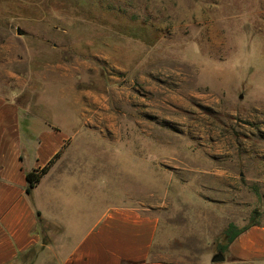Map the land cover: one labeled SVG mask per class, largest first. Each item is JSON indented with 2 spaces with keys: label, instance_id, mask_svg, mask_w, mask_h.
Returning a JSON list of instances; mask_svg holds the SVG:
<instances>
[{
  "label": "rangeland",
  "instance_id": "obj_1",
  "mask_svg": "<svg viewBox=\"0 0 264 264\" xmlns=\"http://www.w3.org/2000/svg\"><path fill=\"white\" fill-rule=\"evenodd\" d=\"M0 92L26 138L88 124L93 153L122 143L140 194L217 200L192 261L228 264L212 260L230 224L264 223V0H0Z\"/></svg>",
  "mask_w": 264,
  "mask_h": 264
},
{
  "label": "crops",
  "instance_id": "obj_2",
  "mask_svg": "<svg viewBox=\"0 0 264 264\" xmlns=\"http://www.w3.org/2000/svg\"><path fill=\"white\" fill-rule=\"evenodd\" d=\"M16 99L0 92V264H203L189 256L202 229L217 228V200L180 191L190 207L171 210L153 188L140 194L137 171L117 157L122 143L108 145L112 158L93 153L88 124L68 132L45 122L39 140L26 138L31 116ZM48 165L29 194L28 173ZM244 227L225 261L264 264V223Z\"/></svg>",
  "mask_w": 264,
  "mask_h": 264
},
{
  "label": "trees",
  "instance_id": "obj_3",
  "mask_svg": "<svg viewBox=\"0 0 264 264\" xmlns=\"http://www.w3.org/2000/svg\"><path fill=\"white\" fill-rule=\"evenodd\" d=\"M59 155L60 154H58V156ZM52 163H51V165H52ZM51 165H48V166L44 167L43 169H35V170L30 171L28 173L29 186H28L27 191L29 194H33L34 189L37 187V185L41 181L42 177L49 171ZM253 224H256V223H253ZM253 224H250V225H253ZM246 229H247V227H243V228L239 229L236 224H234V223L230 224L229 228L225 232V237L227 238L226 239L227 242L225 244H221L219 247V250L226 253L230 244Z\"/></svg>",
  "mask_w": 264,
  "mask_h": 264
},
{
  "label": "water",
  "instance_id": "obj_4",
  "mask_svg": "<svg viewBox=\"0 0 264 264\" xmlns=\"http://www.w3.org/2000/svg\"><path fill=\"white\" fill-rule=\"evenodd\" d=\"M226 254L223 251H219L218 253L215 254L213 258V262H222L226 260Z\"/></svg>",
  "mask_w": 264,
  "mask_h": 264
}]
</instances>
